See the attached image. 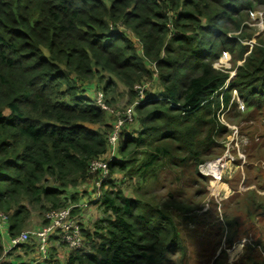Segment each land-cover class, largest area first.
I'll list each match as a JSON object with an SVG mask.
<instances>
[{
  "label": "trees",
  "instance_id": "obj_1",
  "mask_svg": "<svg viewBox=\"0 0 264 264\" xmlns=\"http://www.w3.org/2000/svg\"><path fill=\"white\" fill-rule=\"evenodd\" d=\"M263 5L0 0V211L9 218L10 237L25 229L33 212L68 208V195L76 204L79 192L70 190L98 177L90 174L91 164L105 160L115 126L99 95L112 108L121 84L132 102L135 87L156 75L162 90L145 92L136 105L135 127L122 128L105 192L93 203L103 218L88 232L80 214L87 209L73 210L86 249H67L61 261L57 249L64 245L56 232L44 264H169L171 255L184 254L174 212L142 193L164 169L179 170L175 177L191 186L206 179L199 167L219 155L217 140L227 133L219 114L234 90L248 109H264V49L253 51L228 85L229 74L214 68L225 51L243 59L245 36L228 33L240 32L248 14ZM117 172L135 184V196L116 188ZM16 249L27 254L21 264L37 260L30 251L40 257L35 241L10 253Z\"/></svg>",
  "mask_w": 264,
  "mask_h": 264
},
{
  "label": "rangeland",
  "instance_id": "obj_2",
  "mask_svg": "<svg viewBox=\"0 0 264 264\" xmlns=\"http://www.w3.org/2000/svg\"><path fill=\"white\" fill-rule=\"evenodd\" d=\"M235 35L245 36L241 43L248 50L243 59H238L240 52L232 54L225 51L214 62L216 70L229 74L227 85L236 77L238 67L246 63L253 51L264 49V5L248 14L240 32L228 33L229 37ZM137 88H140L142 93ZM135 90L139 94L131 102L126 88L119 84L116 105L111 106V109L123 111L135 108L146 96L145 92L157 94L162 88L155 75V80L137 85ZM219 118L220 123L227 128V133L217 140L219 146L215 153L219 155L208 157L207 162L199 168V173L206 177L205 180L198 179V185L191 186L187 184L188 179L182 182L175 177L180 174L179 170L173 174L170 169H164L159 179L148 184L142 193L167 204L180 226L186 252L171 255L169 264H264V109H248L239 93L234 90L231 105L221 109ZM128 124L132 129L135 127V122ZM116 155L118 156V148L114 153L108 151L105 161L109 163ZM222 159L228 165L223 168L220 180L211 169H201L206 164ZM229 159H235V163L232 165ZM112 176L117 189L127 196H135L134 183L125 181L119 172ZM90 185L92 182L70 190L71 193L79 194L76 204L72 203L70 195L67 196L68 206L76 208L84 199H92V195L87 191ZM86 209L81 210L80 214L84 216L88 232H93L94 224L103 218V214L96 205ZM47 214L33 212L21 233L44 228ZM231 240L233 241L230 245ZM10 241L8 232L2 234L4 251L0 264H20L25 261V251H7ZM57 250L60 257L64 254V257H61L64 262L66 246H60ZM28 253L33 255L35 250ZM18 256H21V259H17Z\"/></svg>",
  "mask_w": 264,
  "mask_h": 264
},
{
  "label": "built area",
  "instance_id": "obj_3",
  "mask_svg": "<svg viewBox=\"0 0 264 264\" xmlns=\"http://www.w3.org/2000/svg\"><path fill=\"white\" fill-rule=\"evenodd\" d=\"M140 90V88H137ZM142 93V90H140ZM100 94V93H99ZM98 105L110 115L115 118V126L112 134L109 136V151L115 152L118 148L120 140V132L122 128L127 124L133 122L135 118V108H128L126 110H112L103 101L102 95H99ZM114 156V154H113ZM226 157V156H225ZM113 158V157H112ZM112 160V159H111ZM232 165L235 163V159L228 160ZM218 165L216 174L220 175L223 168L227 167L224 159L206 164L201 167V169H211L210 166ZM220 165V167H219ZM203 174L204 172L201 171ZM91 175H98L96 179L92 182V199L89 201L87 199L83 200L76 208L86 209L91 205L98 203L104 194V184L110 175L109 163L105 160L93 161L90 168ZM91 204V205H90ZM75 207H68L57 211H52L47 214L48 225L44 228L35 232H23L20 235L11 238L8 252L13 250L15 247H20L22 244L36 241L39 246V261L47 260L49 258V238L56 232L61 234V243L67 246L71 250H82L85 247V237L83 235V229L81 228V221L78 217L73 215V210ZM9 228V218L3 212L0 211V232H8ZM6 252V253H8ZM35 264H40L37 260Z\"/></svg>",
  "mask_w": 264,
  "mask_h": 264
},
{
  "label": "crops",
  "instance_id": "obj_4",
  "mask_svg": "<svg viewBox=\"0 0 264 264\" xmlns=\"http://www.w3.org/2000/svg\"><path fill=\"white\" fill-rule=\"evenodd\" d=\"M89 184H91V183H89ZM92 185H90L88 188H87V191H88V193L89 194H91L92 193ZM85 200V199H84ZM7 232H5V233H1L0 232V234L2 235V234H6ZM9 246H10V243H9V245H8V247L6 248L7 250L9 249ZM67 253H69V251L67 250ZM34 255V257L37 259V261L40 263V264H42V262H40L39 261V256L37 255V254H33ZM61 257H64V254H63V256H61ZM62 261V260H61ZM21 264V263H20ZM26 264H35V261L32 263V262H27Z\"/></svg>",
  "mask_w": 264,
  "mask_h": 264
},
{
  "label": "bare ground",
  "instance_id": "obj_5",
  "mask_svg": "<svg viewBox=\"0 0 264 264\" xmlns=\"http://www.w3.org/2000/svg\"><path fill=\"white\" fill-rule=\"evenodd\" d=\"M217 167H218V165H212V166H210V168H212V169L214 170V172L217 170ZM219 167H220V165H219ZM222 172H223V171H221L220 174H221ZM215 177H216L218 180L221 179L220 175H218V174H215ZM226 188H227V187H226ZM226 188H225V189H226Z\"/></svg>",
  "mask_w": 264,
  "mask_h": 264
},
{
  "label": "clouds",
  "instance_id": "obj_6",
  "mask_svg": "<svg viewBox=\"0 0 264 264\" xmlns=\"http://www.w3.org/2000/svg\"><path fill=\"white\" fill-rule=\"evenodd\" d=\"M214 162H216V161H214ZM199 168H200V167H199ZM17 236H18V235H17ZM11 238H13V237H10V239H11ZM35 242H36V241H35ZM66 248H67L68 250H70V251H74V250L69 249L67 246H66ZM83 249H84V248H83ZM48 259H49V258H48ZM48 259H47V260H48ZM47 260H43V261H41L42 264H44V262H46Z\"/></svg>",
  "mask_w": 264,
  "mask_h": 264
}]
</instances>
